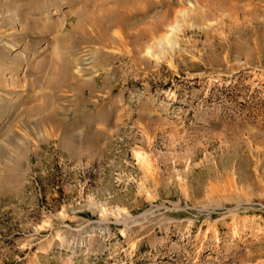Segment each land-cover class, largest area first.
I'll use <instances>...</instances> for the list:
<instances>
[{
  "label": "rangeland",
  "instance_id": "obj_1",
  "mask_svg": "<svg viewBox=\"0 0 264 264\" xmlns=\"http://www.w3.org/2000/svg\"><path fill=\"white\" fill-rule=\"evenodd\" d=\"M112 1L0 0V264H264V0Z\"/></svg>",
  "mask_w": 264,
  "mask_h": 264
},
{
  "label": "crops",
  "instance_id": "obj_2",
  "mask_svg": "<svg viewBox=\"0 0 264 264\" xmlns=\"http://www.w3.org/2000/svg\"><path fill=\"white\" fill-rule=\"evenodd\" d=\"M95 77H87L85 78L84 76H74L73 80L71 81V88L72 89H75V90H80V91H83L85 88H87L90 92H91V95H82L81 96V99L79 100V103L81 105H83L84 101L87 100V99H91L93 97H95V89H96V86H95ZM28 100L29 102H32L31 100H34V104H29L28 105V108L26 109V112H28L29 114H32V113H38L39 115L38 116H35L34 117V120H35V124L34 126H31L29 127L28 129V135L30 137H33L35 138L36 140H38L39 142L42 141V140H46L47 138L49 137H52L53 135L54 136H59V142L61 144H67V141H65V137H67L69 135V128L67 126H63V125H56L54 127H47L45 125H43L41 122L42 120L46 119L47 117L46 116H42L41 113H57V112H60L61 110L60 109H57V106L58 105H55L54 107L55 108H52L48 111V107H47V100L45 98V100H42L39 98V96L37 95H32L31 92L28 93ZM41 100V101H40ZM60 106V105H59ZM84 112H90V111H95V105L91 108V107H87V106H84V108H82ZM36 120L37 121H41V125L42 126H37L36 125ZM82 133H83V137H88L90 136L91 134L95 133V129H93V127L91 128V125H87V126H83L80 128ZM92 129L94 130V132L92 131ZM97 134V132L95 133ZM72 136L75 135V143H79V133H76V134H70ZM96 139H95V146H96Z\"/></svg>",
  "mask_w": 264,
  "mask_h": 264
},
{
  "label": "bare ground",
  "instance_id": "obj_3",
  "mask_svg": "<svg viewBox=\"0 0 264 264\" xmlns=\"http://www.w3.org/2000/svg\"><path fill=\"white\" fill-rule=\"evenodd\" d=\"M89 2V1H88ZM93 2V1H92ZM92 2H89V3H86L84 4V7L81 11H78V21L77 23L74 25V30L76 29H79V30H82V24L81 21H82V18L84 17V11H86V7ZM135 0H113L111 3H112V6H108V5H103V11L106 12L105 14H107L109 17H110V23H113V22H116V23H121L123 22V20L125 18H128L130 19L131 17H136V18H139L140 14H143V12L141 11H138V9L136 8L135 6ZM94 3V2H93ZM161 2H156V3H147L146 2V9L147 10H150V9H153L155 7H157ZM90 4V5H91ZM94 5V4H93ZM93 5L92 6V10H93ZM114 6V7H113ZM90 9V8H89ZM146 10V12H147ZM88 11V10H87ZM91 11V10H90ZM84 12V13H83ZM103 12V13H104ZM170 14V12L168 13V15ZM88 16H91L92 14H87ZM80 17V18H79ZM163 21L164 20H160L159 22L155 23L153 25V29L154 30H157V29H161L163 27ZM66 23V21H65ZM64 23V24H65ZM64 27V26H63ZM81 39V37H80ZM70 65V64H69ZM69 65H64L63 68H64V72H65V76H67L68 74H71L69 72L70 70V66ZM64 77V76H63ZM72 78V77H71ZM66 79V78H65Z\"/></svg>",
  "mask_w": 264,
  "mask_h": 264
}]
</instances>
